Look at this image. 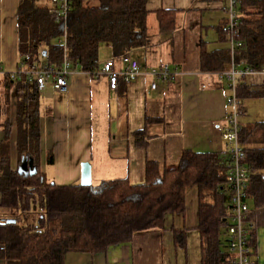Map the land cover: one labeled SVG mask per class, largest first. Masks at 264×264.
<instances>
[{
  "label": "trees",
  "instance_id": "16d2710c",
  "mask_svg": "<svg viewBox=\"0 0 264 264\" xmlns=\"http://www.w3.org/2000/svg\"><path fill=\"white\" fill-rule=\"evenodd\" d=\"M47 1L19 0L18 46L27 64L48 58L50 64L61 67L67 58L74 70L92 71L98 68L101 44L111 46L116 58L151 45L147 0H72L66 26L56 22ZM239 11L237 39L242 46L234 55L230 49L203 51L204 70L223 71L232 62L254 71L264 70V0H240ZM158 16L162 30L173 29L175 18L171 11L160 10ZM64 36L65 44L61 42ZM5 85L7 89L15 85L17 90L19 166L23 157L33 159L37 172L26 175L11 167L10 123L5 121L0 141L1 206L22 214L42 210L41 215L25 222L21 217H16L15 223L0 219V260L5 264H64L69 252L100 253L130 241L138 233L162 229L167 215L185 213L190 188L198 191L201 264L231 263L226 238V150L186 149L177 165L163 169L148 162L145 181L139 184L116 178L88 187L59 185L48 181L40 170L38 85L25 76L16 82L6 76ZM237 96L264 97V90H253L239 82ZM256 133H261L260 145L254 146L252 136ZM241 141L251 172L247 201L251 199L253 206L260 208L264 206V120L242 127ZM175 236L178 243H185V231L175 229ZM251 244L254 247L252 230Z\"/></svg>",
  "mask_w": 264,
  "mask_h": 264
},
{
  "label": "crops",
  "instance_id": "0c3cea01",
  "mask_svg": "<svg viewBox=\"0 0 264 264\" xmlns=\"http://www.w3.org/2000/svg\"><path fill=\"white\" fill-rule=\"evenodd\" d=\"M19 0H0V69L14 71L23 61L18 46ZM151 45L134 49L130 55L140 61L142 73L132 82L120 79L116 89L109 78H94L88 71L74 70L67 92L49 84L41 91L40 170L50 182L80 184L82 164L90 162L93 184L102 180L128 178L132 184L145 181L148 162L160 169L178 164L184 150L223 152L231 89L219 71L202 68V52L230 49L222 31L226 23L225 0H147ZM171 11L172 30H162L158 12ZM115 58L109 45L101 44L98 67ZM169 63L177 68L173 80H155L151 68ZM231 66V65H230ZM239 66V65H238ZM242 67V66H239ZM0 73V141L4 122L10 123V164L19 167L17 149V106L15 85L6 88ZM239 82L253 90H264V71L249 73ZM245 109L242 127L264 120V97L241 98ZM141 131V133H139ZM143 132V133H142ZM139 133V134H138ZM254 146L261 133L252 136ZM53 157L50 163L49 158ZM0 219L21 217L32 220L42 210L25 214L1 206ZM198 191L190 188L183 214L167 215L162 229L136 234L130 241L110 246L100 253L69 252L64 264H201V236L198 230ZM251 210L254 264H264V206ZM175 229L185 231V244L178 243ZM0 264H5L0 260Z\"/></svg>",
  "mask_w": 264,
  "mask_h": 264
},
{
  "label": "built area",
  "instance_id": "2783aa9c",
  "mask_svg": "<svg viewBox=\"0 0 264 264\" xmlns=\"http://www.w3.org/2000/svg\"><path fill=\"white\" fill-rule=\"evenodd\" d=\"M50 13L56 22L66 26L72 0H48ZM240 0H225L226 23L222 27L229 44L232 55L237 48L242 46V42L237 39L240 25ZM66 36L61 40L65 44ZM123 69L115 68L116 60L111 58L103 63L101 67L88 71L94 78L107 76L110 86L117 88L120 79L132 82L142 73L140 61L131 55L121 57ZM264 71V70H262ZM3 72L0 69V73ZM256 72L250 68L239 67L234 62L231 66L218 75L226 79L231 89L228 105L229 109L225 116L226 126L223 129L222 137L226 142V187L229 194L228 201V226L226 232L228 251L232 255L230 264H254L252 260L253 246L251 244L250 207L247 201V187L250 180V168L245 162V148L241 141L242 123L241 117L245 113L241 99L237 96V85L241 78L249 73ZM74 73L69 59L65 58L61 67L49 63L48 58H44L33 64L22 63L12 72L4 73L16 82L25 76L29 82L38 85L40 91L46 89L50 84L55 91L67 92L69 89V78ZM155 80L151 87H157L156 80L170 81L178 74V70L169 63H163L147 71Z\"/></svg>",
  "mask_w": 264,
  "mask_h": 264
},
{
  "label": "water",
  "instance_id": "95a60500",
  "mask_svg": "<svg viewBox=\"0 0 264 264\" xmlns=\"http://www.w3.org/2000/svg\"><path fill=\"white\" fill-rule=\"evenodd\" d=\"M19 172L24 173L26 175L34 174L37 172L36 166H34L33 159H29L26 157L22 158V163L19 166ZM80 185L88 187L93 185L92 180V166L90 162H84L82 164V176ZM8 223H15L17 220L15 218H7L5 219Z\"/></svg>",
  "mask_w": 264,
  "mask_h": 264
},
{
  "label": "rangeland",
  "instance_id": "374dc122",
  "mask_svg": "<svg viewBox=\"0 0 264 264\" xmlns=\"http://www.w3.org/2000/svg\"><path fill=\"white\" fill-rule=\"evenodd\" d=\"M232 64V63H231ZM24 222H25V219H24ZM182 244V243H181ZM185 244V243H184Z\"/></svg>",
  "mask_w": 264,
  "mask_h": 264
}]
</instances>
